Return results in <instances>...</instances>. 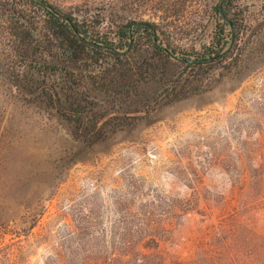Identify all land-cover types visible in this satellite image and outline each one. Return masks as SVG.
<instances>
[{
	"label": "rangeland",
	"instance_id": "1",
	"mask_svg": "<svg viewBox=\"0 0 264 264\" xmlns=\"http://www.w3.org/2000/svg\"><path fill=\"white\" fill-rule=\"evenodd\" d=\"M46 1L113 42V23L154 22L159 42L192 58L205 55L219 0ZM229 6L238 46L198 67L169 55L189 75L176 96L160 92L95 140L24 84L34 68L55 83L58 69L11 61L0 13V264H58L56 253L67 264H264V184L242 180L264 154V0ZM30 9L36 36L42 9ZM130 37L145 43L141 29ZM136 225L154 240L117 253L122 227Z\"/></svg>",
	"mask_w": 264,
	"mask_h": 264
},
{
	"label": "trees",
	"instance_id": "2",
	"mask_svg": "<svg viewBox=\"0 0 264 264\" xmlns=\"http://www.w3.org/2000/svg\"><path fill=\"white\" fill-rule=\"evenodd\" d=\"M218 2L214 5L216 17L204 52L205 55L221 52L215 59L223 58L239 42L238 19L229 13L230 0H221L222 15ZM33 4L40 7L43 14L39 23L41 32L36 36L29 25L35 18L30 9ZM0 13H6L11 61L26 62L32 66L48 64L58 69L55 83L53 79L47 82L45 75L39 78V68H34L36 75L30 73L28 78H24V84H28V88L41 87L37 93L40 102L56 108L58 114L84 138H100L106 127L147 109L162 91L165 95L170 94V98L175 97L189 80L187 73L184 76L175 75L169 59V52L173 53L174 47L169 48L167 43L159 42L155 33L158 26L154 22H134L131 33H128L127 23H113L116 36L113 42L104 31L90 26L84 18L78 19L70 12H63L72 21L70 25L35 0H0ZM137 29L143 31L144 44L131 40L130 36ZM201 56L204 55L189 58L185 54L182 58L190 60L181 62L198 67L213 59H198ZM238 64L235 57L233 66ZM55 86L66 92L68 107L65 109L56 107ZM261 156L262 159L255 163L256 174L251 179H242L243 185L251 190L264 184V154ZM33 225L18 226L12 232L15 235L25 234ZM134 228L130 233L127 227H122L114 247L117 253L128 252L129 255L135 250L134 244L143 245L146 240H154V233H145L140 225ZM59 254L56 253L58 264H67L59 259ZM75 264H79L78 260Z\"/></svg>",
	"mask_w": 264,
	"mask_h": 264
},
{
	"label": "water",
	"instance_id": "3",
	"mask_svg": "<svg viewBox=\"0 0 264 264\" xmlns=\"http://www.w3.org/2000/svg\"><path fill=\"white\" fill-rule=\"evenodd\" d=\"M35 1H37L40 4H42L46 9H48L51 12H53L55 15H58V16L63 17L67 21L68 24H70V25L72 24V21L69 19V17L67 15H65L62 11H60L58 8H56L53 5H51L46 0H35ZM218 9H219V13L222 15V12H221V0L218 2ZM134 22L135 23H142V24H145L146 23V22H143V21H133V22H131L129 24V26H128V33H130L131 26L133 25ZM167 51H169V50H167ZM220 53H214V54H210V55H204V56L199 57L198 59L207 60V59L215 58V57L219 56ZM169 55L171 57L175 58V59H180V60H183V61L190 60V59H186V58H182V57L176 56L172 52H169Z\"/></svg>",
	"mask_w": 264,
	"mask_h": 264
}]
</instances>
